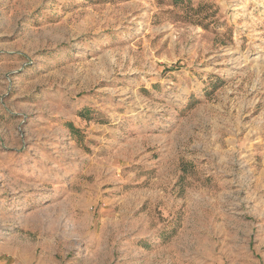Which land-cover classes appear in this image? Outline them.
<instances>
[{
    "label": "rangeland",
    "instance_id": "374dc122",
    "mask_svg": "<svg viewBox=\"0 0 264 264\" xmlns=\"http://www.w3.org/2000/svg\"><path fill=\"white\" fill-rule=\"evenodd\" d=\"M263 164L264 0H0V264H264Z\"/></svg>",
    "mask_w": 264,
    "mask_h": 264
},
{
    "label": "crops",
    "instance_id": "0c3cea01",
    "mask_svg": "<svg viewBox=\"0 0 264 264\" xmlns=\"http://www.w3.org/2000/svg\"><path fill=\"white\" fill-rule=\"evenodd\" d=\"M258 173L259 174H264V164H263V166L261 167V169L259 170ZM260 246H262V244L260 243V241L259 240L257 242L255 241V244L253 245V250H254L255 253H256V249L257 248H260Z\"/></svg>",
    "mask_w": 264,
    "mask_h": 264
}]
</instances>
